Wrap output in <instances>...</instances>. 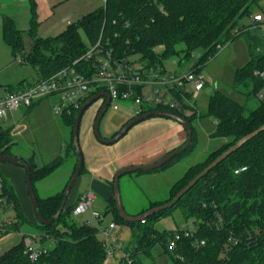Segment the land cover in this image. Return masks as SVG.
Instances as JSON below:
<instances>
[{
	"label": "trees",
	"instance_id": "16d2710c",
	"mask_svg": "<svg viewBox=\"0 0 264 264\" xmlns=\"http://www.w3.org/2000/svg\"><path fill=\"white\" fill-rule=\"evenodd\" d=\"M262 1L108 0L106 6L103 4L96 11L68 25L58 35L42 38L38 35L36 1L30 0V29L27 32L20 31L11 17L3 15L2 35L15 56L25 51V37H31L32 48L26 59L37 68L40 78H48L73 65L87 53L90 46L97 43L101 35L103 44L108 41L113 47L118 61L138 56L149 66L167 68L166 63L172 60L181 68L195 59L191 70L200 72L222 47L251 29L253 23L246 25L243 21L252 19L258 13L255 9L260 7ZM253 41L251 59L236 71L234 82L235 89L245 94L248 101L251 96L260 97L264 85V50L257 51L261 47L264 49V39L255 36ZM156 48L160 50L156 51ZM87 66H90V62L85 60L76 65L80 71ZM24 85L21 82L17 86H10L7 91H14ZM98 93L92 94L89 100ZM155 110L172 112L189 121L194 145L195 113L185 115L176 110ZM78 112L62 116L73 127V132ZM209 115L217 123L214 137L224 140L221 151H213L211 160L210 155L206 161L189 168L185 176L172 187L171 198L165 203L172 201L191 180L242 137L264 125V100L252 109L248 102L241 104L217 90L210 97ZM10 132V128L3 129L0 126V155H12L10 144L13 138ZM21 160L31 166L33 184L49 176L61 164L59 159L38 168L30 161ZM244 165L248 166V170L236 175L235 170ZM84 169L83 166L81 175ZM3 181L4 189L0 197L10 199L8 208L14 209L16 220L5 227L7 235L19 232L24 223L31 221L26 218L13 187ZM38 200L40 214L50 219L58 212L64 193L45 199L38 197ZM76 205L68 206L67 203L61 216L50 226L42 225L37 220L32 222L43 230L40 236L43 244L49 247L48 252L36 261H31L22 241L0 255V264H123L119 256L113 259L107 257L103 241L98 237L99 227L87 223L77 225L69 221ZM111 206L114 221L131 227L134 232V240L125 247L133 260L132 264H145V259L153 256L152 250L156 246H161L163 253L168 256L166 264H264V132L210 171L174 207L147 217L144 224L141 221L123 220L114 198ZM176 207H181L186 220H193L196 232L192 236H183L172 250L169 242L175 238L176 232L182 230L159 232L151 224ZM47 236L53 239V243L47 240ZM203 240L205 245L195 246Z\"/></svg>",
	"mask_w": 264,
	"mask_h": 264
},
{
	"label": "rangeland",
	"instance_id": "374dc122",
	"mask_svg": "<svg viewBox=\"0 0 264 264\" xmlns=\"http://www.w3.org/2000/svg\"><path fill=\"white\" fill-rule=\"evenodd\" d=\"M99 3L101 6L103 5L102 0ZM256 11L264 13V0L261 2L260 7L255 9ZM3 15L6 14L0 11V91L1 93H7V89L10 86H17L21 82L25 84L33 83L40 78V74L37 68L28 63L26 59L32 48L31 37H25V51L17 56L12 53L11 48L3 40ZM246 22V25H248L249 19L243 21V23ZM257 25H253L250 27L251 29L227 43L214 58L202 67L200 72L205 77L206 86L196 98L191 97V103L195 108L192 109V112H188L189 115L194 113L197 115L193 122L196 132L194 145L185 153L174 158L170 165L163 169L129 173L120 178L122 202L129 216H138L152 208L166 204L165 202L171 198L172 183L183 178L192 166L206 161L213 151L220 150L224 140L214 137L217 123L209 115L210 97L217 90L228 94L241 104L248 102L249 107L252 109L257 108L261 100H264V85L260 91V97L251 96L249 101L245 94L239 93L234 87L236 71L244 67L251 59V53L254 51L253 38L260 36V38L264 39V28L260 29ZM56 35L58 34H39V37L48 38ZM263 50L262 47L257 49L258 52H263ZM20 58L23 59V63L19 62ZM195 62L196 60L194 59L179 68L176 61L170 60L166 63V66L172 71L187 72L191 70ZM188 88L190 92L193 91L191 86ZM51 104L52 100L46 99L31 109L21 108L11 114L8 119H0V126L3 129H11L10 134L13 139L10 144V153L13 156L30 161L38 168L50 165L61 159V164L49 176L35 181V190L37 196L41 199L64 193L78 164V155L74 146L73 127L66 123L62 116L53 113ZM98 105L99 100L84 112L80 122L79 145L83 157L81 135L85 124L90 122L89 118L92 117L89 124H92L93 128L95 127L99 113ZM115 105L117 106L115 107ZM155 109H157V106L154 103L147 102L145 104L146 111ZM92 110L95 111L94 116L91 115ZM137 110L138 106L132 100H118L116 104H110L100 123V135L102 138L111 139L116 132H120L129 119L135 116ZM14 126L16 127L14 128ZM213 157L211 155L210 160ZM2 164H10L12 167H18L26 171L22 165L0 163V165ZM1 174L3 179L13 187L17 197L18 195L19 197L23 195L18 182L16 181L17 184L14 183L15 178L12 175H5L2 171ZM89 182L88 179L82 177L73 188L69 201H71L76 192L87 193L90 187ZM111 197L108 201L105 196L98 195L97 199L94 200L93 207L87 213L80 216L73 215L69 217V221L77 225H82L89 221L92 226L99 227L101 231L102 228L99 226L98 220L92 218V211L102 214L104 216L102 226L108 227L115 219L111 206L114 190ZM22 206L24 207L26 218L29 219L26 215L28 210H26L23 203ZM27 207L30 210L31 206ZM14 218L15 211L13 208L9 207L5 212L0 210V224ZM32 221H36L35 217H33ZM32 221L24 223L19 232L13 233L21 237L22 235H42L43 230L33 224ZM151 225L157 231L164 232L192 228L194 223L192 219L186 220L181 207H176L167 211L160 220H155ZM119 226L120 230L111 233L112 239L127 247L134 240V232L129 226L122 224ZM98 237L101 241L105 240L101 234ZM152 255V257L145 259V264H166L169 261L161 246H156L152 250Z\"/></svg>",
	"mask_w": 264,
	"mask_h": 264
},
{
	"label": "built area",
	"instance_id": "2783aa9c",
	"mask_svg": "<svg viewBox=\"0 0 264 264\" xmlns=\"http://www.w3.org/2000/svg\"><path fill=\"white\" fill-rule=\"evenodd\" d=\"M107 1L102 0L104 6ZM71 23L69 22V24ZM252 23L254 26L258 24L260 29L264 28V13L260 12L252 16ZM127 42L129 43V41ZM155 50L159 51L160 48ZM82 60L90 62V66L80 71L76 65ZM19 62L23 63V59L20 58ZM189 86L192 87V92L189 91ZM205 86L206 80L201 72L193 70L177 72L161 66H149L148 62L139 60L138 56L118 61L114 56L113 47L108 41L104 45L103 35H101L97 43L90 46L87 53L77 59L73 65L61 69L48 78H39L33 83L25 84L24 87L14 91H7V93L0 91V119H8L19 109H30L46 99L52 100L51 108L55 115H70L74 111H80L92 94L96 92L108 93L111 99L110 104H116L118 100L134 101L138 106L136 116L146 111L145 104L147 102L154 103L157 108L176 110L189 115L188 112H192V109L195 108L191 103V97L196 98ZM105 100V98L99 100L100 108ZM247 170L248 166L244 165L238 167L235 174L239 175ZM3 180L0 172V193L4 189ZM94 200L95 195L92 191L83 194L73 210V215L80 216L87 213L93 207ZM9 205L5 198L0 197V210L5 212ZM92 218L97 219L102 228L99 234L105 238L103 244L107 250V257L113 259L119 256L122 258L123 264H132L130 253L121 243L115 242L111 236L112 232L120 230L119 224L112 221L108 227H103L104 216L96 211H92ZM14 221H16L15 218L0 224V238L5 236V227ZM141 222L144 224L146 221L144 219ZM85 223L91 225L89 221ZM195 232V226L176 232L175 238L169 242V248L175 249L177 241L181 240L183 236H192ZM46 238L53 243V239L48 236ZM23 241L31 261H36L49 250V247L43 244L41 236L25 235ZM205 243L203 240L197 242L195 246L200 247Z\"/></svg>",
	"mask_w": 264,
	"mask_h": 264
},
{
	"label": "crops",
	"instance_id": "0c3cea01",
	"mask_svg": "<svg viewBox=\"0 0 264 264\" xmlns=\"http://www.w3.org/2000/svg\"><path fill=\"white\" fill-rule=\"evenodd\" d=\"M35 1L39 22L38 35L59 34L70 25L69 22H76L101 7L100 0ZM0 11L11 17L20 31L27 32L30 29L32 19L30 0H0ZM248 23V25L252 23L251 19ZM100 105L99 103V110ZM94 113L95 111L92 110L91 115L94 116ZM135 116L131 117L129 121ZM89 119L91 122L92 117ZM90 122L85 124L81 135L85 169L79 180L85 177L90 181L89 191L94 193L95 200L98 195L105 196L108 201L112 198L114 190L112 181L120 169L157 162L167 154L182 148L188 138L185 128L180 123L169 118L154 116L135 125L118 142L106 145L97 139L92 124H89ZM0 171L5 175H12L15 178V184H17L16 181L18 182L23 194L20 197L18 195V198L21 205L23 203L28 210L26 215L32 221L35 216L27 187V172L21 168L12 167L10 164L0 165ZM175 183L176 181L171 186L173 187ZM83 194L76 192L69 201L71 192L68 198V206L77 204ZM27 206H31L30 210ZM24 236H17L12 232L1 237L0 255L17 246L23 241Z\"/></svg>",
	"mask_w": 264,
	"mask_h": 264
},
{
	"label": "water",
	"instance_id": "95a60500",
	"mask_svg": "<svg viewBox=\"0 0 264 264\" xmlns=\"http://www.w3.org/2000/svg\"><path fill=\"white\" fill-rule=\"evenodd\" d=\"M102 98H105L106 100L99 110V113H98V116H97V119L95 122L94 130H95V135H96L97 139L103 144L111 145V144L118 142L135 125H137L140 122H143L149 118H152L154 116L172 119V120L180 123L188 133V141L184 147L167 154L166 156H164L163 158H161L160 160H158L157 162H154L152 164L127 166V167L120 169L115 174V177L113 180L114 199H115L116 207L119 211L121 218L127 222H140V221L146 219L147 217L153 216L154 214H158L160 212L171 209L201 179H203L205 176H207L210 173V171H212L214 168H216L220 163H222L224 160H226L230 155L237 152L247 142L251 141L256 136H258L259 134L264 132V125H263L261 128L257 129L256 131L242 137L235 145L230 147L226 152H224L214 162H212L208 167H206L200 174H198L193 180H191L189 182V184L186 185L172 201H170L166 204H163L161 206L152 208V209L148 210L147 212H145L144 214H141L138 216H129L126 213L124 206H123V202H122V196H121V190H120V178L123 175L129 174V173L145 172V171L148 172V171H154V170L161 169L166 164L171 162L174 158H176L178 155L182 154L183 152H185L187 149H189L192 146L193 130H192V127H191L189 121H187L185 118H183L177 114H174L172 112L162 111V110H152V111L145 112L143 114L137 115L134 118H132L122 128V130L120 132H118V134H116L113 138H111V139L102 138V136L100 135V123H101V120L104 117V115L108 109V106L110 105L111 99H110V96L108 93H105V92L98 93L94 97H92L90 100H88L77 114L75 125H74V146H75V149H76L77 155H78V164H77V168H76V171H75L72 179L70 180L68 186L65 189L64 200H63V202H62V204H61V206H60V208H59V210L55 216H52L50 219H45L40 214L39 200H38V196H37V193L35 190V186H34L33 181H32L31 166L29 164H27L26 162L22 161L18 157H15L12 155H0V163H11V164H15V165H22L26 169L27 187H28V191H29V194H30V197L32 200L34 216H35L36 220L42 225L50 226L57 218H59L61 216V214L63 213V211L65 210V208L67 206L68 198H69L73 188L75 187L76 183L78 182V180L81 176L82 168L84 166V157H83V154L80 150V145H79L80 122H81V119L83 117L84 112L92 104H94L95 102H97L98 100H100ZM6 202H7V204H10V199H6Z\"/></svg>",
	"mask_w": 264,
	"mask_h": 264
}]
</instances>
